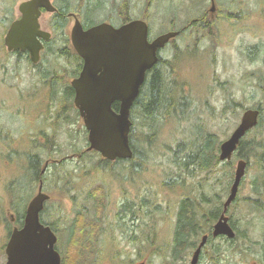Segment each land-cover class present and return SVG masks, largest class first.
I'll list each match as a JSON object with an SVG mask.
<instances>
[{"label": "rangeland", "instance_id": "rangeland-1", "mask_svg": "<svg viewBox=\"0 0 264 264\" xmlns=\"http://www.w3.org/2000/svg\"><path fill=\"white\" fill-rule=\"evenodd\" d=\"M4 4L0 0V79L3 77L1 66L5 64V59H11L3 45L4 31L10 22L9 14L4 16L2 13L5 12ZM204 5L202 0H129L125 17L144 18L152 37L185 25L204 9ZM243 12L241 20L233 21H242V25L234 26L227 20L216 24L219 29L216 42L205 40L203 47L185 49V44L178 39L177 49L168 47L159 51L162 61L171 60L170 63H162V66H174V83L184 84L181 96L185 99L183 106L186 109L180 115L177 113L182 119L176 115V118L166 119L165 122L158 121L149 141L144 137L148 133L147 128L142 131L135 129L134 143L141 153H145L142 155L145 156L144 161L111 162V165L105 164L103 168L102 163L98 164L104 160L99 153L91 151L87 154L85 151L86 154L82 156L81 152L88 145L87 131L69 101L64 106L59 100L47 99L45 95L40 96V100L33 98L39 86L32 85L35 76L31 80L22 65L18 80L13 77L9 79V75L5 77L11 83L17 82L18 98L12 96L10 99L6 81L0 83V264L6 262L4 248L15 226V221H11L10 217L11 214L16 216L12 203L22 209L25 198L30 195L28 203L37 193L38 181H34L27 172L28 155L31 153L38 159L37 173L44 167L45 161H49L42 175L43 192L50 196L44 217L57 222L56 249L61 258L64 255L59 240L63 242L64 231L71 224L75 210L82 207L85 214L101 226L91 264H170L167 254H155L153 251L156 250L143 241L148 231L145 224L156 227L157 239L169 242L172 238L176 201L180 192L167 188L163 183L171 168L170 147L179 139H191L200 130L215 134L219 146L238 124L242 110L248 107L263 109V123L255 129L254 134L257 141L264 139V0H245ZM44 19V16L40 19L42 26ZM253 45H258L255 55L250 50ZM21 60L24 63V59ZM61 61L64 59L47 53L43 56L42 67H50L54 62L58 70ZM48 76H51L50 72ZM33 100L38 101L41 105L39 108L46 110L43 116H39L45 120L44 124L36 120L35 128L28 127L31 114H23V109L18 110L20 114L17 116H12V106L17 104L30 108L32 113L36 108L31 102ZM226 104L229 106L221 112ZM59 113L58 120L53 124V117ZM65 117L70 123H65ZM30 137L35 140L30 141ZM231 162L229 167H224L225 162H220L212 174L201 173V178L214 176L211 182L216 184L217 179L220 180L212 189L208 185L207 191L209 196L219 193V207L205 205V214L217 216L221 209L233 179L234 156ZM96 166H99V170L94 169ZM257 171L253 159L236 200L227 211L236 228V237L210 239L202 250L198 264H264V216L250 207L257 197L251 186L253 178L259 174ZM197 179L198 173L195 178L187 180L193 182ZM263 182L260 181L261 184ZM96 186L102 187L105 194L103 207L98 211L94 199L86 197L87 191ZM63 188L68 190L64 191ZM72 195H76L74 200L71 199ZM125 202L135 205L132 212L123 209ZM147 210L149 213H146ZM202 234L195 237L196 245ZM59 236H62V240ZM193 250L186 252L183 261L173 264H189Z\"/></svg>", "mask_w": 264, "mask_h": 264}, {"label": "water", "instance_id": "water-1", "mask_svg": "<svg viewBox=\"0 0 264 264\" xmlns=\"http://www.w3.org/2000/svg\"><path fill=\"white\" fill-rule=\"evenodd\" d=\"M39 7L54 10L49 0L24 1L19 6L21 18L11 22L4 36L8 51L27 50L32 62L40 58L42 44L38 38L47 39L49 36L39 28ZM177 34V31H169L149 41L147 23L141 19L130 20L118 28L101 23L86 29L78 20L75 21L70 40L83 65L72 86L75 89L74 105L87 131L86 151H96L108 161L132 157L130 109L146 72L157 62L158 50ZM116 102L118 108L114 110L112 105ZM258 116V109L243 112L239 124L219 145L220 161L231 160L240 139L257 124ZM245 167L244 160L235 164L222 212L212 226V237H235L226 211L236 198ZM48 199L49 195L42 192L40 182L37 193L27 204L22 225L14 226L9 234L4 248L5 264H60L61 257L55 248L57 236L50 226L39 219ZM10 217L13 221V216ZM206 241L207 235H203L192 252L189 264H197Z\"/></svg>", "mask_w": 264, "mask_h": 264}, {"label": "trees", "instance_id": "trees-1", "mask_svg": "<svg viewBox=\"0 0 264 264\" xmlns=\"http://www.w3.org/2000/svg\"><path fill=\"white\" fill-rule=\"evenodd\" d=\"M3 3L9 0H1ZM221 6V4H219ZM229 8L226 7V10ZM130 17H125V22L129 21ZM58 22V21H57ZM56 27H59L57 24ZM55 27V28H56ZM189 29H201L200 24L191 23ZM56 37L59 35V31L53 30ZM200 37L193 35V38ZM193 43H196L194 40ZM200 41L198 42V44ZM172 59V58H171ZM171 60L162 61L158 59L155 65L147 71L143 84L140 87L139 93L133 102L130 110V120L132 127L130 130L129 141L133 150V156L128 160H116L112 163H119L128 161L133 163L135 160H145V153H141L140 150L134 145V133L136 128H140V131L147 128V135L144 134L146 139L151 138L156 130L158 121L165 122L166 119L176 118L177 113L180 115L185 111L183 103L185 99L181 96L184 84L174 83L173 78V65L162 66V63H170ZM178 84V85H177ZM229 106L226 104L221 112ZM114 110L117 109V103L112 105ZM261 109V108H260ZM263 109H261L260 116L258 118V124L256 127L263 123ZM178 116V115H177ZM178 118L182 119L180 116ZM138 124V127L136 125ZM201 126V125H200ZM202 127V126H201ZM145 139V140H146ZM144 141V140H143ZM218 137L208 131L200 130L198 134L193 136L191 139L186 140L179 139L174 143L173 147H170V164L168 178L163 181L164 185L171 190L178 189L180 194L177 198V210L175 212L176 219L173 227L172 238L169 242H164L157 239L158 230L153 224H145V228L148 230L144 234L145 245L149 248H154L155 254L169 256L168 262L173 264L174 262H180L184 260L186 252L196 246V236L203 232H210L212 220L215 219L216 215L210 213L205 214L203 207L205 205H211V207H219V193L217 192L213 196L208 194V185L211 189L215 186V182H211L215 177L201 178V173L212 174L215 166L220 163L218 160ZM142 142V141H141ZM257 151L256 162L261 171L257 178L259 181L264 180V139L257 141L254 145ZM87 153V152H86ZM83 150L82 156L86 154ZM88 154V153H87ZM147 154V151H146ZM27 172L34 179H38V159L33 153L28 155L27 160ZM102 163L103 168L105 164L111 162L102 160L98 164ZM232 162H225L223 166L229 167ZM111 165V164H110ZM95 170H99V166L94 167ZM198 173V179L196 181H188V178H195ZM216 185L219 184L220 180ZM68 183V181H67ZM64 191L68 189L63 188ZM103 188L96 186L87 191L86 197L94 199L96 210H100L103 207L104 192ZM177 190V191H178ZM256 201L251 203H264V182L258 186ZM67 193V192H66ZM27 198L23 203L22 209L19 205L12 203V209L15 211V225L21 226L24 217V212L27 204ZM76 195H72L71 199L74 200ZM218 204V205H217ZM129 202L123 204V209L127 212H132L133 207ZM222 206V205H221ZM47 203L40 213V221L44 225L50 226V228L58 235L59 229H57V222L47 220L44 215L46 213ZM253 210L255 207H252ZM262 209V207H258ZM88 210L87 208H85ZM221 211V209H219ZM146 213H149L147 210ZM208 215V216H207ZM211 215V216H210ZM232 226L235 228L234 224ZM101 226L95 219H90L85 214L82 207H78L75 210V215L71 221V224L64 231V240L59 243L63 246L61 264H91V259L94 256V249L97 242L98 233H100ZM236 230V228H235ZM243 235V234H242ZM60 237V236H59ZM62 240V236L60 237ZM156 242L159 244H156ZM143 244H140V246ZM61 246V247H62ZM61 250V248H60ZM140 252H138L139 254ZM139 256V255H138Z\"/></svg>", "mask_w": 264, "mask_h": 264}, {"label": "flooded vegetation", "instance_id": "flooded-vegetation-1", "mask_svg": "<svg viewBox=\"0 0 264 264\" xmlns=\"http://www.w3.org/2000/svg\"><path fill=\"white\" fill-rule=\"evenodd\" d=\"M27 0H9L4 4V16L6 14H9L10 16V22L8 23L6 30L4 31L3 35V45L5 47L6 53L8 54V57H11V59H5V64L1 66L3 77L0 79V83L2 84L3 81H6V88L10 91L9 98L11 99L12 96L17 97L18 91H17V82H10V80H6L5 77L9 75V79H15L18 80V74L20 72V65H22L25 68V72L33 78L32 85L39 86V89L33 93V98L39 99L40 96L45 95L47 99H54L59 100L60 104L66 105V101H69L70 105L73 106V109L75 110V113L79 115V112L77 108L74 105V98H75V89L72 86V81L77 78L81 72L82 69V59L78 56V54L75 52L71 40H70V32L71 29L75 23L76 20H78L83 28H88L94 25H98L101 23H107L114 28H118L125 24V7L128 5L129 0H49L51 5L53 6L54 10L49 11L44 7H39V16H38V23L39 28L49 34L47 39L38 38L39 41L42 44V48L40 50V58L37 62H32L30 59L29 52L27 50L20 51H8L6 49V46L4 44V36L8 30L9 25L12 21L20 19L22 14L19 11V6L21 3ZM204 1V9L199 12V14L193 18H191L185 25H182L179 28H173L169 29L164 32L157 33L155 36L150 37L149 32L150 28L148 25V40L151 41L154 38H156L158 35H161L163 33L169 32V31H177L178 34L169 40L165 44L163 48L160 50H165V48H178V44L176 40L181 39V43L185 44V49H192L197 48L200 46H204L203 42L205 40H209L211 43L217 41L216 33L219 31L216 24L220 21H231V24L234 26L237 24L242 25V21L240 22H233L234 20H241V17L244 16L243 12V5L245 0H226V3H223L224 0H202ZM209 3V5H208ZM213 4V6H212ZM221 4V6L219 5ZM227 8H230L226 10ZM212 8V10H211ZM128 11V10H127ZM127 13V12H126ZM254 15V13H253ZM45 17L44 19V25H41L40 19L42 17ZM58 21V22H57ZM202 28L201 29H189L188 27L191 25V23L200 24ZM59 25V27H56V25ZM148 24V23H147ZM174 25V23H173ZM56 27V28H55ZM59 31V35H55L54 30ZM198 35L200 37L193 38V35ZM194 40H196V43H193ZM200 43L198 44V42ZM58 42H62V44H56ZM181 46V45H180ZM159 50V51H160ZM252 55H255L258 51V45H253L250 47ZM47 53L52 54L56 58H62L64 61H61V64L59 66V69L57 70L55 63L53 62L52 66H43V56ZM160 52H158V57L161 59ZM24 59L22 63V60ZM4 61V60H3ZM1 61V64L2 62ZM158 61V60H157ZM49 68H52V71H49ZM8 69V74L6 73ZM60 70V73L58 71ZM50 72L51 76H48V73ZM38 79V81L35 83V81ZM10 82V83H9ZM34 86L33 88H36ZM36 94H39L36 96ZM22 95V93H20ZM36 105V108L32 113H30V108H26L25 106H12V113L13 117L14 115L20 114L18 110H24L23 114H31L29 116L30 120V126L35 128L37 126L36 120H39L41 124H44L45 120L42 118L40 119L39 116H43L46 112L44 107L39 108L41 106L38 104L37 100L31 101ZM28 103V102H27ZM247 109H259L258 107H248L242 110V114ZM241 114V116H242ZM60 113L55 115L53 117V124H55L59 117ZM241 119V117H240ZM240 122V120H239ZM238 122V124H239ZM65 123H70L68 117H65ZM237 124V125H238ZM259 125L258 127H260ZM258 127H253L250 130H248L243 137L241 138L240 142L237 145V148L235 152L233 153V156L236 159V162L239 160H244L246 162L245 167V173L244 176L241 178L239 188L242 184L243 178L245 177L246 173L248 172V169L250 168L251 164L254 163L256 165V168L258 169L257 173H260L259 166L256 162L257 157V151L256 148H254V145L257 143V139L254 134L255 129ZM40 131L41 128H37ZM30 141H34L35 139L33 137L29 138ZM49 163V161H45L44 167L40 170L39 176H38V186L39 183L42 182V192L44 188V178L43 173L46 170V166ZM44 170V172H42ZM42 172V173H41ZM33 179V178H32ZM261 185L260 181L258 180L257 176H255L251 182L252 191L254 193H258V186ZM37 186V191H38ZM238 188V191H239ZM256 201V200H254ZM253 201V202H254ZM45 207V205H44ZM255 207L253 210L255 213H260L262 216H264V204L259 203H253L252 206ZM258 207H262V209H259ZM26 209V208H25ZM222 209V206H221ZM222 210L217 213V216L215 218V221L219 218ZM25 214V212H24ZM215 221L211 224L210 232L207 234V242L210 239H225V236H219L212 238L211 232H212V226L215 223ZM228 222L230 226L234 229L232 226L233 221L230 220L228 216Z\"/></svg>", "mask_w": 264, "mask_h": 264}, {"label": "bare ground", "instance_id": "bare-ground-1", "mask_svg": "<svg viewBox=\"0 0 264 264\" xmlns=\"http://www.w3.org/2000/svg\"><path fill=\"white\" fill-rule=\"evenodd\" d=\"M186 100H188V99H186ZM188 103H189V101H188ZM189 105H190V104H189ZM189 105H188V106H189ZM187 112H188V111H187ZM159 127H160V126H159ZM151 141H152V140H151ZM134 145H135V144H134Z\"/></svg>", "mask_w": 264, "mask_h": 264}]
</instances>
